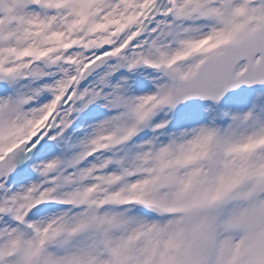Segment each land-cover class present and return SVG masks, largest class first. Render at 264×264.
<instances>
[{"label": "snow or ice", "instance_id": "1", "mask_svg": "<svg viewBox=\"0 0 264 264\" xmlns=\"http://www.w3.org/2000/svg\"><path fill=\"white\" fill-rule=\"evenodd\" d=\"M0 264H264V0H0Z\"/></svg>", "mask_w": 264, "mask_h": 264}]
</instances>
